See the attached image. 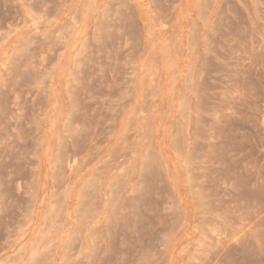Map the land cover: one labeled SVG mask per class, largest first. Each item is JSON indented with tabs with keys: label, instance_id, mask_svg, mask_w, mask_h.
<instances>
[{
	"label": "rangeland",
	"instance_id": "rangeland-1",
	"mask_svg": "<svg viewBox=\"0 0 264 264\" xmlns=\"http://www.w3.org/2000/svg\"><path fill=\"white\" fill-rule=\"evenodd\" d=\"M0 264H264V0H0Z\"/></svg>",
	"mask_w": 264,
	"mask_h": 264
}]
</instances>
